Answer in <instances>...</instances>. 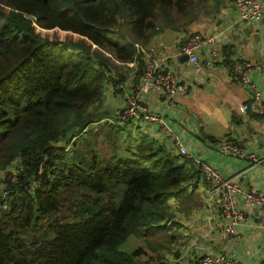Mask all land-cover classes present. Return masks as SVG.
I'll list each match as a JSON object with an SVG mask.
<instances>
[{
  "label": "trees",
  "instance_id": "obj_1",
  "mask_svg": "<svg viewBox=\"0 0 264 264\" xmlns=\"http://www.w3.org/2000/svg\"><path fill=\"white\" fill-rule=\"evenodd\" d=\"M209 1L0 0V190L12 189L0 193V264H169L168 201L198 174L186 159L146 133L117 153L124 123L107 124L110 154L87 143L56 162L102 120V50L135 61L151 34L189 24ZM130 236L147 246L126 249Z\"/></svg>",
  "mask_w": 264,
  "mask_h": 264
},
{
  "label": "crops",
  "instance_id": "obj_2",
  "mask_svg": "<svg viewBox=\"0 0 264 264\" xmlns=\"http://www.w3.org/2000/svg\"><path fill=\"white\" fill-rule=\"evenodd\" d=\"M191 34L216 36L217 56L210 55L205 46L200 50V59L208 62L204 69L196 70L182 51ZM144 45L159 68L171 69L185 87L184 92L171 97L162 92L143 91L140 102L145 109L160 114L194 156L215 166L223 176L236 175L243 188L253 185L264 189V164L222 154L215 144L227 137L264 155V117L250 107L241 109L242 104L250 103L251 92L247 84L232 75L234 60L240 56L249 63L245 73L264 99V14L251 22L239 18L233 0H210L192 22L176 29L162 27ZM142 58L143 55L132 61L135 64H117L126 88L138 80ZM129 65L134 66L130 69ZM124 104L123 92L106 87L99 109L104 112L102 118L110 120L107 116L113 117L111 113ZM126 124L128 130L124 133L131 136L146 133L177 154L155 123L142 118ZM185 186L182 196L168 201L173 213L169 232L174 237L175 250L168 256L169 264H198L203 254L224 249L232 250L242 264H264V227L255 224L260 213L257 205L248 204L237 195V206L245 211V219L236 226L241 236L224 248L219 242L220 214L206 205V183L196 173Z\"/></svg>",
  "mask_w": 264,
  "mask_h": 264
},
{
  "label": "built area",
  "instance_id": "obj_3",
  "mask_svg": "<svg viewBox=\"0 0 264 264\" xmlns=\"http://www.w3.org/2000/svg\"><path fill=\"white\" fill-rule=\"evenodd\" d=\"M233 3L240 19L253 22L260 19L264 14V0H233ZM215 39L216 36L214 34L206 36L191 34L185 40L182 51L187 54L189 62L196 70L204 69L208 66V62L202 61L199 57L202 46H205L207 52L212 56L219 54L215 46ZM140 51L143 55L140 75L136 83L127 92L125 107L118 121L120 123L131 121L134 123V121L144 118L155 123L161 134L172 143L176 153L189 162L191 171L198 172L200 178L207 185L204 191L207 208L209 210H217L221 217L222 224L219 242L224 248H228V246L230 247L237 242L241 236L236 226L245 219V211L237 206V195L242 196L248 204L259 207L260 213L255 219V224L259 227H264V189L253 185L243 188L236 179V175L223 176L215 166L199 156H194L185 147L179 135L167 126L160 114L145 109L140 102V94L143 91L162 92L171 97L184 92L185 87L171 69L162 70L159 68L153 59L151 51L144 44L140 46ZM248 66L249 63L238 56L234 60L232 67L233 77L247 84L251 92L250 103L242 104L241 109L247 110L250 107L254 112L264 117V99L260 96L256 85L245 73V69ZM215 144L222 154L246 159L253 164H264V155H259L230 138L223 137L216 140ZM9 177L15 180L16 175ZM10 191L12 189L5 188L1 189L0 193L4 196ZM198 264H242V262L235 257L232 250L224 249L220 252L203 254L199 258Z\"/></svg>",
  "mask_w": 264,
  "mask_h": 264
},
{
  "label": "rangeland",
  "instance_id": "obj_4",
  "mask_svg": "<svg viewBox=\"0 0 264 264\" xmlns=\"http://www.w3.org/2000/svg\"><path fill=\"white\" fill-rule=\"evenodd\" d=\"M42 33L45 36L49 37V38H52L54 36V34H55L53 30H43ZM56 34L59 36L58 40H60L62 42H65V43H67L65 41V38L67 36L68 37H70V36L74 37V35H71V33L63 31V30H58V32ZM102 51H103L104 55L109 56V58L111 59V62L106 67L107 69L105 68L108 76L110 77V79L107 80L105 88L109 87V86H113L119 92H123L124 97H125V102H126V98H127V95H128L127 92L136 83V81L131 82V84L127 85V88H126L125 81L123 80L122 77H120V74H122L119 71V70H121L120 66L117 65V64H120V62L117 61L107 51H105V50H102ZM141 55H142V53H141ZM132 63H134V62H132ZM129 66H131L130 67V69H131V68H133L134 65H129ZM124 107H125V104L121 108H118V109L115 108V110L117 109L116 112L113 111L111 113V115L114 114L113 117L110 116V114L107 116V117L110 118V120L102 118V120L93 121L88 126L87 130L82 133V135L80 134L77 137H75L74 140H71V142L72 141L74 142L73 144L65 142V145H66L65 155L63 156L62 159H60V160H58L56 162V166L61 168L62 165H63L62 163L64 161L68 162L70 160V157L72 156L73 152L76 149H78L80 146H85L86 147L87 143L90 146L91 145L94 146V148L96 149L98 154H100L101 156L110 154L112 149H111V143L108 141V138L106 137L107 126H108L107 124H124V123H120L118 121L120 119V115L122 114ZM82 140H85V141L82 142ZM77 142H78V145L76 144ZM130 142H131L130 141V135L128 133H124L122 135V137L121 136L118 137L116 145H115L117 153L125 154V153L129 152V150L131 149V143ZM31 185L32 186H37L38 182H32ZM168 234H171V231L167 233V236H168ZM136 246H147V242L142 237L130 236L127 239L126 243L124 244V247L126 249H128V250H130V249H132V248H134Z\"/></svg>",
  "mask_w": 264,
  "mask_h": 264
},
{
  "label": "water",
  "instance_id": "obj_5",
  "mask_svg": "<svg viewBox=\"0 0 264 264\" xmlns=\"http://www.w3.org/2000/svg\"><path fill=\"white\" fill-rule=\"evenodd\" d=\"M185 57H188L186 53H185Z\"/></svg>",
  "mask_w": 264,
  "mask_h": 264
}]
</instances>
